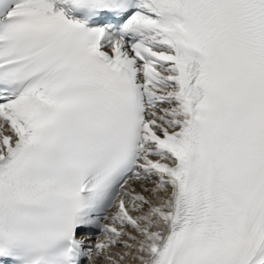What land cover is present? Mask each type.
<instances>
[{
    "label": "snow or ice",
    "instance_id": "6c2138e0",
    "mask_svg": "<svg viewBox=\"0 0 264 264\" xmlns=\"http://www.w3.org/2000/svg\"><path fill=\"white\" fill-rule=\"evenodd\" d=\"M0 264H264V0H0Z\"/></svg>",
    "mask_w": 264,
    "mask_h": 264
}]
</instances>
